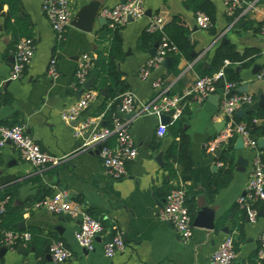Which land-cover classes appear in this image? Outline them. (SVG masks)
Returning a JSON list of instances; mask_svg holds the SVG:
<instances>
[{
	"label": "crops",
	"instance_id": "obj_1",
	"mask_svg": "<svg viewBox=\"0 0 264 264\" xmlns=\"http://www.w3.org/2000/svg\"><path fill=\"white\" fill-rule=\"evenodd\" d=\"M185 1L144 0L145 9L152 11L151 16L145 14L122 26H114L107 18L101 24L99 17H103L101 11L105 7H114L122 0H72L71 25L61 43L57 42L55 31L43 11L44 0H17L13 9L8 3L3 5L0 13V94H9L11 101L0 104V123L9 126L13 122L24 124L27 133L44 150L62 158L56 165L37 167L25 161L11 141L0 154V204L7 199L10 214L18 217L14 223L18 231L31 234L32 230L36 231V237L32 234L30 242H20L14 248L0 242V247L8 248L0 256L3 264H212L213 255L228 235L235 238L234 263L242 264L256 256L263 229L262 210L256 218H251L248 206L241 204L240 198L247 193L257 153L260 152L264 159V146L258 144L257 149L248 146L235 148V165L230 182L220 189L213 200L206 192L211 178L222 166L220 157L207 149L208 142L220 133L216 125L226 121L219 114L222 83L217 93L220 96L218 105L208 99L200 103L195 96L188 98L184 114L187 121L183 125L189 138L188 157L192 165L188 180L183 179L180 170L176 177H171L165 168L166 153L179 140L171 128L175 119L166 124L168 131L160 137V116L142 113L127 119L125 114L120 113L118 105L113 114L127 121L138 147L137 158L128 164V174L121 179H115L106 171L99 156L101 143L92 142L89 131L75 135L76 126L86 118L96 119L100 127H111L104 117L114 101H109L102 110L106 95L94 88L98 70L92 69L91 73V77L95 78L92 89L97 92L96 97L80 120L67 122L62 118V112L83 95L79 91L84 86L78 83L76 77L83 56L88 55L94 62L100 54L107 55L113 32L117 31L124 52L122 58L116 60L117 69L128 86L125 92L132 91L139 105L155 98L157 89L153 81L158 78L162 79L169 94H182L201 77L200 71L212 69L213 55L223 43L233 44L240 56L247 54L246 60L256 56L248 66L240 62L233 64L241 78L240 83L236 82L238 87L235 92L254 97L250 104L243 107L244 116L239 118L236 113L235 118L244 123L248 115L254 114L255 126L252 124V128L260 132L251 134L258 141L263 138L264 109L260 105V96L264 95V81L256 75L264 67V36L261 32L264 0H243L245 9L235 16L226 14L225 0H209L216 11V20L209 30L197 26L199 11ZM90 4L99 12L92 29L88 31L72 25L83 8ZM155 15L162 17L163 26L174 16L182 17L188 28V38L191 35L189 40L194 46V60L183 57L178 65L179 74L171 72L172 61L169 68L160 64L147 79H142L140 71L152 56L149 49L140 47L139 38ZM26 37L35 41V56L24 75L18 80H11L15 45ZM252 50H256L257 55ZM53 57L58 59L60 73L57 77L49 74ZM199 64L202 68H198ZM230 64V60L225 61V66ZM244 85H248V92L238 91ZM106 142L114 145L115 137L111 136ZM160 151L164 152L163 165L156 158ZM239 156L248 160L244 171L237 170ZM181 183L187 190V203L192 209L194 222L199 216L204 222L213 216L214 222L213 228L193 222V235L187 242L182 240L175 226L160 217L171 188ZM59 190H67L72 201L82 204L105 226V232L96 239L94 251L89 252L77 242L78 220L47 209L34 208L35 202ZM252 207L262 208L260 204ZM234 209V213L229 214ZM22 220L25 221V228L17 226ZM119 230L124 233L126 246L109 258L104 251L105 240ZM56 240L64 241L73 250L71 259L61 263L54 262L52 257L47 260L46 247L49 244L51 247Z\"/></svg>",
	"mask_w": 264,
	"mask_h": 264
},
{
	"label": "built area",
	"instance_id": "obj_2",
	"mask_svg": "<svg viewBox=\"0 0 264 264\" xmlns=\"http://www.w3.org/2000/svg\"><path fill=\"white\" fill-rule=\"evenodd\" d=\"M226 14L235 16L245 9L243 0H225ZM43 11L49 18L55 31L57 42L61 43L66 39V33L71 25L73 11L72 0H44ZM102 16L111 21L114 26H122L128 22L129 16L134 19L145 16L146 9L144 0H127L114 7H105ZM196 24L203 30H209L213 22L204 11L197 12ZM163 27V19L160 15L151 18L147 27L148 31H156ZM264 36V24L261 26ZM155 56L148 59L145 66L140 71V77L147 79L154 68L162 64L167 56L172 52L177 53L179 49L176 45H171L167 37H163L158 42ZM36 53V44L33 38L26 37L20 39L15 45L14 62L10 74L11 80L20 79ZM229 63L228 61L226 62ZM94 67L88 55H84L77 69L76 77L80 85L91 77ZM58 59L53 57L49 65V74L52 77L59 76ZM258 79L264 81V67L256 75ZM222 83V101L219 114L224 116L226 123L218 135L207 144V149L211 153H216L228 143L233 136L242 137L245 146L253 149L258 148V140L253 138L249 127L236 120V113L245 105L250 104L254 97L251 94L236 93L238 84L226 80L225 68L211 75L199 77L182 94H169L168 88L163 84L162 79L153 81L157 94L148 103L138 104L136 95L132 91H127L120 96V113L128 114L142 113L169 115L171 119H177L185 114L189 97L195 96L198 102L202 103L208 99L209 95L217 94ZM97 92L94 89L85 90L83 95L71 106L62 112V118L67 121H79L84 111L95 99ZM90 132L92 142L101 143L99 156L106 171L115 179H121L128 174V164L138 156V147L129 129L127 121L119 115L113 114L112 127H100L99 122L94 118H86L76 126L75 135L80 136L84 132ZM168 131L166 124L161 123L158 128V135L163 137ZM111 136L115 137V144L110 145L106 141ZM11 141L19 150L22 158L37 167H45L50 164H58L62 158L55 156L44 150L32 136L27 133L26 126L18 123L14 125H4L0 123V154L4 147ZM7 199L0 204V214L6 209ZM240 203L248 206L250 217L256 218L259 210H262L263 229L260 236V247L256 256L245 260L242 264H264V159L261 153H257L254 160V169L250 175L247 193L240 198ZM260 204L261 209L252 207ZM36 209H47L48 211L66 215L74 220H78L79 227L75 233L79 245L89 252L95 250L96 239L105 232L102 221L93 216L82 204L70 199L67 190H59L51 196L34 203ZM160 217L176 227L184 242H187L193 235L194 218L187 204V190L181 183L171 188L167 196V202L160 211ZM32 234L28 231L4 230L2 233V244L14 248L20 242H30ZM126 246L124 233L117 231L112 237L105 240L104 251L107 257L112 258L118 252L124 250ZM50 254L54 262L61 263L71 259L74 252L64 241L56 240L51 244ZM236 257L235 238L228 235L220 244L212 257V264H234Z\"/></svg>",
	"mask_w": 264,
	"mask_h": 264
},
{
	"label": "trees",
	"instance_id": "obj_3",
	"mask_svg": "<svg viewBox=\"0 0 264 264\" xmlns=\"http://www.w3.org/2000/svg\"><path fill=\"white\" fill-rule=\"evenodd\" d=\"M185 2L195 11H204L205 13H207L212 22H215V7L209 0H186ZM5 3H8L11 9H13V7L17 5V0H0V13ZM7 25L10 26L9 22H7ZM187 33L188 28L184 24L182 17L174 16L171 21L166 23L159 30L151 32L146 29L139 38V45L142 49H150L156 42H160L163 37H167L170 44L176 45L179 49V52L171 53V55L173 56V65L171 72L179 74L180 70L178 69V65L183 57L191 61L194 60V56L192 55L194 46L189 40ZM112 36L113 38L109 53L107 55L100 54L98 58L93 62V69L98 70V76L96 78L94 88L99 91H102L103 88L107 89V94L104 98L102 110H105L109 101H114L111 108L106 111L104 117L105 120L108 121V126L111 127L113 112L116 111L118 105L120 104L119 97L123 95L128 89V86L123 80L122 74L118 71L116 65V60L121 59L124 55L122 49V39L118 35L117 31H114ZM252 53L255 55L256 50H252ZM255 57L256 56H254L250 60H246L247 54L245 56H240L238 52H236L235 46L233 44L223 43L217 47L213 55L212 69L207 72L200 71V76L202 77L214 74L220 68L224 67L227 79L240 83L241 78L239 74L236 73V71L234 70L233 64L236 62H240L242 65L248 66L252 61H254ZM226 60H230L231 64L225 66ZM198 68H202V64H199ZM10 101L11 97L7 93L0 96V104L9 103ZM254 117V114H250L243 121L250 128L252 134H258L260 131L258 130V132L252 128ZM186 121L187 117L183 115L175 119L171 125L172 130L175 132V135L179 136V140L175 141L168 149L166 153L165 164V168L169 171L171 177H176L178 171L180 170L184 180H188L190 178V172L192 167L191 160L188 157L189 138L183 130V125ZM11 124H17V122H13ZM235 143L236 137L233 136L229 139L226 148L222 151L220 155L219 159L222 163L220 171L211 178L210 182L206 187L207 195L211 200L216 197L221 188L228 185L232 178L233 169L235 165ZM9 205L10 204L7 203L5 211L0 214V242L3 230H17V227L14 223L16 219H18V217L10 214L11 210ZM189 208L192 213L191 207ZM234 211L235 209L230 210L229 214H233ZM32 234L33 236H35L36 231L32 230ZM0 264L3 263L0 261Z\"/></svg>",
	"mask_w": 264,
	"mask_h": 264
},
{
	"label": "water",
	"instance_id": "obj_4",
	"mask_svg": "<svg viewBox=\"0 0 264 264\" xmlns=\"http://www.w3.org/2000/svg\"><path fill=\"white\" fill-rule=\"evenodd\" d=\"M122 1L126 2V0H122ZM91 6H92V4L85 6L83 8L82 12L75 18V20H73L72 25L81 26V27H84L86 30L90 31L92 29V25H93L95 19L98 17V14H99L98 9H94ZM146 15L151 16L152 15V11L150 9H147L146 10ZM133 20H134V18L132 16H129L128 21H133ZM105 21H106V18L104 16L103 17H99V22L101 24H103V22H105ZM189 38H191V35H189ZM223 41H226V40H223ZM158 45H159V43L156 42L153 45V47L148 50V52L150 53L151 56H155L157 48H158ZM194 54H195V52H194ZM172 61H173V57L171 55H169L162 62V64L164 66H166L167 68H169L171 63H172ZM206 66L208 68L211 67L210 64H206ZM94 81H95V78L94 77H90L85 82L84 87L79 91V93L82 94V93H84L85 90L91 89L92 86H93ZM238 91L245 92V93L248 92V85L242 86L241 88L238 89ZM102 94L106 95V89L102 90ZM208 100L210 102H212L213 104L218 105V103L220 101V96L218 94H211V95H209ZM260 105L264 109V95L260 96ZM244 114H245V111H244L243 108H241L237 112V117L240 118V117L244 116ZM136 116L137 115L135 113L125 114V118H127V119H131V118H134ZM160 119H161V122L164 123V124H167V123L171 122V117L169 115H166V114H162L160 116ZM225 123H226V121H223V122H221V123L216 125V128H217L218 132H221L223 130V128L225 126ZM253 125L255 126V123ZM258 144H259V146H264V137L261 138L258 141ZM235 148L236 149L245 148V144H244V141H243L242 137H238L236 145H235ZM222 151H223L222 149H219L216 152V156L220 157ZM163 156H164V152L160 151L158 153L157 157H156L158 162L161 165L164 164ZM236 164H237V170L238 171H244L245 170V166L248 164V160L245 159L243 156H239L238 159H237ZM216 168L217 167L215 166L214 167V171H216ZM260 214L262 215V211L260 212ZM212 217L211 218H207V221L204 222V221H202L203 220L202 216H199V217L196 218L194 224L195 225L206 226L208 228H213L214 227V222L212 221ZM17 226H19L20 228H25V221L22 220V221L18 222ZM7 249L8 248L6 246H1L0 247V256H2L4 251H6ZM46 251L48 253L47 260H49V259H51L50 244L47 245ZM33 258H35V257H33ZM234 264H238V263H234Z\"/></svg>",
	"mask_w": 264,
	"mask_h": 264
}]
</instances>
